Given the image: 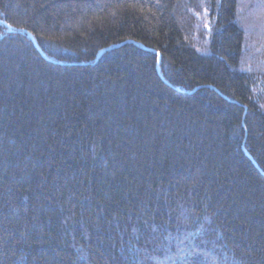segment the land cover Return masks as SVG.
I'll return each mask as SVG.
<instances>
[{
    "label": "trees",
    "instance_id": "obj_1",
    "mask_svg": "<svg viewBox=\"0 0 264 264\" xmlns=\"http://www.w3.org/2000/svg\"><path fill=\"white\" fill-rule=\"evenodd\" d=\"M0 264H264V0H0Z\"/></svg>",
    "mask_w": 264,
    "mask_h": 264
}]
</instances>
